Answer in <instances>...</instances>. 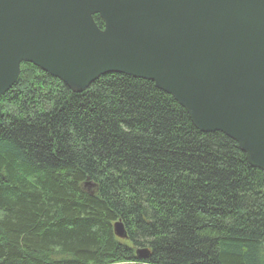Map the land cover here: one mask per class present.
Wrapping results in <instances>:
<instances>
[{
  "label": "trees",
  "instance_id": "1",
  "mask_svg": "<svg viewBox=\"0 0 264 264\" xmlns=\"http://www.w3.org/2000/svg\"><path fill=\"white\" fill-rule=\"evenodd\" d=\"M0 112V264H264V172L152 82L21 64Z\"/></svg>",
  "mask_w": 264,
  "mask_h": 264
},
{
  "label": "water",
  "instance_id": "2",
  "mask_svg": "<svg viewBox=\"0 0 264 264\" xmlns=\"http://www.w3.org/2000/svg\"><path fill=\"white\" fill-rule=\"evenodd\" d=\"M21 64L76 94L106 74L150 81L264 172V0H0V98Z\"/></svg>",
  "mask_w": 264,
  "mask_h": 264
},
{
  "label": "bare ground",
  "instance_id": "3",
  "mask_svg": "<svg viewBox=\"0 0 264 264\" xmlns=\"http://www.w3.org/2000/svg\"><path fill=\"white\" fill-rule=\"evenodd\" d=\"M1 113V112H0ZM1 116H2V114H1ZM0 119H1V117H0ZM198 130V129H197ZM199 131V130H198ZM201 132V131H200ZM202 133H204V132H202Z\"/></svg>",
  "mask_w": 264,
  "mask_h": 264
}]
</instances>
